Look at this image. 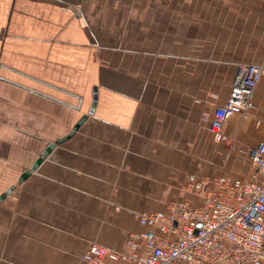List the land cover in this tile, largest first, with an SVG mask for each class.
<instances>
[{
    "label": "crops",
    "instance_id": "obj_1",
    "mask_svg": "<svg viewBox=\"0 0 264 264\" xmlns=\"http://www.w3.org/2000/svg\"><path fill=\"white\" fill-rule=\"evenodd\" d=\"M242 63L264 65V0H0V264L126 252L136 213L198 204L191 174L251 180L210 129ZM252 99L224 124L244 147L264 140V75Z\"/></svg>",
    "mask_w": 264,
    "mask_h": 264
},
{
    "label": "built area",
    "instance_id": "obj_2",
    "mask_svg": "<svg viewBox=\"0 0 264 264\" xmlns=\"http://www.w3.org/2000/svg\"><path fill=\"white\" fill-rule=\"evenodd\" d=\"M263 75V64H240L227 101L210 120L217 140L251 160L253 178L191 174L184 187L198 204L174 200L163 210L136 213L145 229L129 233L128 251L94 242L79 264H264V140L244 147L224 130L234 114L243 118L257 107L252 96Z\"/></svg>",
    "mask_w": 264,
    "mask_h": 264
},
{
    "label": "water",
    "instance_id": "obj_3",
    "mask_svg": "<svg viewBox=\"0 0 264 264\" xmlns=\"http://www.w3.org/2000/svg\"><path fill=\"white\" fill-rule=\"evenodd\" d=\"M97 89L95 88V92H94V95H93V102H92V106L91 108L89 109V112L84 114L78 121L77 123L74 125L73 127V130L69 133L68 136H71L75 130H77L81 125L82 123L85 121V119L88 117V114H91L94 112V107L96 106V103H97V93H96ZM67 137H63L59 140H57L56 142L54 143H51L42 153V155L35 161V163L31 166L30 169H27L21 176L20 180H23L26 176H28L33 170H35L37 168V166L40 164V162L43 160V158L48 154L50 153V151L54 148V146L65 140ZM13 187H10L9 189H7V191L2 195V197L0 198H3L5 197L8 193H10L12 191Z\"/></svg>",
    "mask_w": 264,
    "mask_h": 264
}]
</instances>
